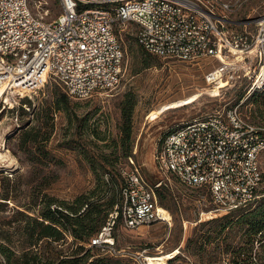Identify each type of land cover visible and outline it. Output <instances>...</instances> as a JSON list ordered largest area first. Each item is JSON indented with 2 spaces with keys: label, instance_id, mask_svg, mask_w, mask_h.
I'll list each match as a JSON object with an SVG mask.
<instances>
[{
  "label": "built area",
  "instance_id": "2783aa9c",
  "mask_svg": "<svg viewBox=\"0 0 264 264\" xmlns=\"http://www.w3.org/2000/svg\"><path fill=\"white\" fill-rule=\"evenodd\" d=\"M58 1L60 13L47 20L48 8L42 6L49 0H0L4 106L19 105L49 81L76 99L113 90L122 79V32L128 25L136 26L137 42L156 56L217 62L204 75L208 86L219 89L218 95L206 91L208 103L215 106L173 126L159 140L153 153L161 176L157 184L145 177L133 155L128 157L130 165L122 169L123 203L115 205L89 246L124 256L125 250L116 248L114 233L119 217L130 230L155 223L171 227L172 213L160 205L156 189H171L172 178L197 192L194 225L248 208L258 198L263 179L264 126L250 120L243 104L264 88V10L253 20L256 29L249 37L234 34L228 19L216 13L218 6L233 11V4L224 0ZM246 88L238 100L222 102L231 90ZM188 222L182 223L184 235L176 247L180 252L173 255L171 250L173 256L164 264H199L182 250ZM216 258L211 264H264L257 252H222ZM136 259L148 264L144 252Z\"/></svg>",
  "mask_w": 264,
  "mask_h": 264
},
{
  "label": "rangeland",
  "instance_id": "374dc122",
  "mask_svg": "<svg viewBox=\"0 0 264 264\" xmlns=\"http://www.w3.org/2000/svg\"><path fill=\"white\" fill-rule=\"evenodd\" d=\"M224 1L233 4V11H223L218 6L216 13L228 19L227 27L234 34L250 37L256 29L253 20L264 10V0ZM215 2L222 3L223 0ZM42 8H48L47 20L54 19L61 11L58 0H49ZM135 29L136 26L128 25L122 32L125 62L122 79L113 90L99 91L87 99L69 96L66 102L61 96L64 93L62 86L49 81L29 97L24 96L23 101L27 104L23 106H4L0 101V236L3 232L18 244L22 238L20 228L27 223L19 211L33 215L34 209L29 211L27 206L36 204L39 208L38 204L46 194L67 202H73L81 194L103 197L102 201H105L115 193L119 199L122 169L130 165L126 152L136 150L135 163L142 164L144 171L147 167L154 170L152 155L166 132L178 122L215 106V103H208L207 92L218 95L219 89L208 86L204 75L217 64L216 61L207 58L184 62L161 58L137 42ZM2 89L0 87V93ZM246 90H231L222 96V102L225 98L236 101ZM131 92L137 104L132 115L130 138L123 145L122 105L125 94ZM49 106L59 109L52 110L53 119L42 126L45 118L37 120L35 117L39 113L42 116ZM243 112L254 124L264 126V88L252 93L243 104ZM31 124H40L39 140L53 125L52 135L44 146H20L19 133ZM261 167L263 179L258 198L248 208L197 225L193 224L197 192L172 178L171 192L164 190L162 198L172 213V226L155 223L130 230L118 220L114 228L116 248L124 249L125 255L115 257L95 247L89 262L102 259L107 263L120 259L122 264H140L136 255L144 252L148 264H154L159 256L169 255L167 252L181 243L183 220L189 222L182 250L191 261L211 264L222 252L232 255L257 252L264 261V153ZM5 196L8 199L2 198ZM208 230H213L212 239L199 247V236ZM66 237L67 243L57 249L71 254L73 237L69 233ZM47 251L50 256L54 255L49 248Z\"/></svg>",
  "mask_w": 264,
  "mask_h": 264
},
{
  "label": "trees",
  "instance_id": "16d2710c",
  "mask_svg": "<svg viewBox=\"0 0 264 264\" xmlns=\"http://www.w3.org/2000/svg\"><path fill=\"white\" fill-rule=\"evenodd\" d=\"M61 96L63 100L68 102L69 96L65 91ZM24 98L21 100L20 106L27 104L23 101ZM136 104L137 100L132 92L125 94L122 105L123 145H126L130 138L132 115ZM54 109L49 106L44 110L42 116L39 113L35 119L39 120L44 117L46 121L42 122V126H46L47 120L53 119L52 110ZM56 109H59V107L57 106ZM52 128L53 125L46 131L43 138L39 140L38 136L41 133L40 124L29 125L19 133L20 146L23 147L27 144H32V148L36 147V144L44 146L52 135ZM125 154L127 157L132 156L134 151L130 150L129 153L126 152ZM122 179L123 184H121L119 189V199L115 193H112L105 201H102L105 199L103 197L93 198L94 195L92 194H81L73 202H67L46 194L38 204L40 205L39 208H36V204L27 206L29 211L31 208L34 209L33 215L19 211L27 221L26 225L20 228L22 238L18 240V244H14L8 235L1 233L0 254L2 255V260H0V264H122L120 259L109 260L107 263L103 262L102 259L96 262H89L91 251L95 247L86 246L99 233L115 205L123 203L121 194L124 186L123 176ZM164 190L165 192H171L169 187L162 186L156 189V193L160 205L166 207L162 201ZM2 198L8 199L7 196ZM118 220H120V217ZM205 223L207 221L202 224ZM212 231L208 230L199 236L198 242L200 245L204 246L207 242H210ZM68 233L73 237L70 244L74 246V249L71 254H66L62 249H57L58 246L67 243L66 236ZM202 245L199 247H202ZM48 248L52 252L51 254L54 255H49Z\"/></svg>",
  "mask_w": 264,
  "mask_h": 264
},
{
  "label": "water",
  "instance_id": "95a60500",
  "mask_svg": "<svg viewBox=\"0 0 264 264\" xmlns=\"http://www.w3.org/2000/svg\"><path fill=\"white\" fill-rule=\"evenodd\" d=\"M180 122H182V121H180ZM180 122H178V123H180ZM4 145H6V141H5V144ZM152 158H153V155H152ZM153 165H154V170H151L150 167H147V171H144L143 168H142V164H139V166H140L143 174L145 175V177L150 181V183H152L153 185H155V184H157L161 180V176H160L159 172L157 171L154 162H153ZM149 173H150V176H153V177H150L149 176ZM157 173L159 174V176H158Z\"/></svg>",
  "mask_w": 264,
  "mask_h": 264
},
{
  "label": "bare ground",
  "instance_id": "6f19581e",
  "mask_svg": "<svg viewBox=\"0 0 264 264\" xmlns=\"http://www.w3.org/2000/svg\"><path fill=\"white\" fill-rule=\"evenodd\" d=\"M0 87H2V85H0ZM3 93V91L0 93V97H1V94ZM0 156H2V153H0ZM172 251H174L173 252V255H175V254H178L179 252H180V250L179 249H177V248H174ZM171 252V251H170ZM170 252H167V254L168 253H170ZM170 254H172V253H170ZM165 255V256H162V257H159V258H157V260H155V263L154 264H164V262H165V260L167 259V258H170L171 256H173V255ZM156 259V258H155ZM158 259H160V260H158Z\"/></svg>",
  "mask_w": 264,
  "mask_h": 264
}]
</instances>
